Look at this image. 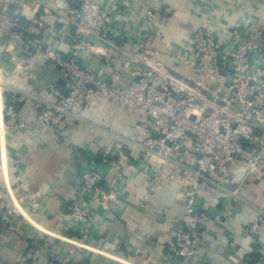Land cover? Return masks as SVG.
I'll return each instance as SVG.
<instances>
[{
  "label": "crops",
  "instance_id": "1",
  "mask_svg": "<svg viewBox=\"0 0 264 264\" xmlns=\"http://www.w3.org/2000/svg\"><path fill=\"white\" fill-rule=\"evenodd\" d=\"M98 1L128 37V46L126 40L117 41L120 47L133 49L139 40L147 41L155 62L191 84L201 81L190 61L189 38L195 29L207 26L226 39L250 20L264 31V0ZM11 2L0 0V12L18 11L31 39L68 56L73 38L61 5L77 6L78 0H29L18 8ZM5 49L0 34V264H250L264 248V178L257 172L245 175L246 167L234 163L227 173L198 181V207L207 223L197 257L182 261L173 256L171 243L185 212L181 181L169 178L174 165L151 161L127 143L148 136V119L104 99L87 105L77 119L64 118L56 129L17 128L18 119L27 121L48 100L50 86L66 92L70 81L40 54ZM80 57L89 69L109 72L122 63L123 54L101 45L81 49ZM130 77L125 74L122 80ZM6 91L13 93L8 105ZM9 108L17 118L6 116ZM185 148V163L192 166L190 147ZM86 166L100 168L103 183L116 185V196L83 240L68 206ZM258 215L263 222L251 236L247 229ZM104 245L113 246L107 256L88 250Z\"/></svg>",
  "mask_w": 264,
  "mask_h": 264
},
{
  "label": "built area",
  "instance_id": "2",
  "mask_svg": "<svg viewBox=\"0 0 264 264\" xmlns=\"http://www.w3.org/2000/svg\"><path fill=\"white\" fill-rule=\"evenodd\" d=\"M24 1L12 0L22 6ZM61 18L73 38L68 56L58 49L43 48L26 34L18 11L0 12V34L7 53L40 54L51 61L70 81L66 92L48 88V100L30 114L17 120V128L56 129L64 118H79L94 101L110 100L126 111L145 116L150 123L148 136L140 143L128 141L151 161L174 165L170 179L179 177L185 198L182 227L171 243V253L182 261L194 260L201 248L207 215L198 207L200 176L227 173L234 163L246 167V174L257 172L264 178V31L255 21L233 29L220 39L210 27L195 29L189 38L190 61L201 79L191 84L155 62L139 40L133 49L120 47L128 37L116 17L98 0H78L77 6L62 3ZM208 25H212L211 18ZM98 39L105 50L123 54L122 63L109 72L89 69L81 62V49L93 50L87 37ZM106 57L105 52H101ZM110 58V57H109ZM130 80H122L123 75ZM205 79V81H203ZM229 79V81H228ZM6 116L17 118L9 108ZM261 136V138H260ZM257 144V146H256ZM189 145L193 165L185 163ZM105 162V160H103ZM95 162L92 161L91 164ZM100 168L86 166L78 178V191L68 206V215L81 239L90 237L100 211L106 212L116 196L114 183L104 184ZM263 222L257 216L248 227L254 236ZM113 247V246H111ZM111 247L88 249L106 255ZM250 264H264V248Z\"/></svg>",
  "mask_w": 264,
  "mask_h": 264
},
{
  "label": "water",
  "instance_id": "3",
  "mask_svg": "<svg viewBox=\"0 0 264 264\" xmlns=\"http://www.w3.org/2000/svg\"><path fill=\"white\" fill-rule=\"evenodd\" d=\"M87 39H88L92 44H94L95 46H101V45H102L101 42H100L98 39H96V38H94V37H92V36L87 37ZM228 81H229V79H228ZM5 88H7V89H11V90H14V89H12V88H10V87H8V86H5ZM200 178H204V176H200Z\"/></svg>",
  "mask_w": 264,
  "mask_h": 264
},
{
  "label": "trees",
  "instance_id": "4",
  "mask_svg": "<svg viewBox=\"0 0 264 264\" xmlns=\"http://www.w3.org/2000/svg\"><path fill=\"white\" fill-rule=\"evenodd\" d=\"M12 94H13V93H12ZM12 94H11V92L6 91V93H5V98H6V100H7L6 105L9 104V103H8V99H11ZM12 105L16 106L17 108L20 106V105L18 106V103H13ZM18 109H19V108H18ZM97 159H98V157H97ZM258 256H259L258 253H257V255L255 254L254 259L257 258Z\"/></svg>",
  "mask_w": 264,
  "mask_h": 264
}]
</instances>
